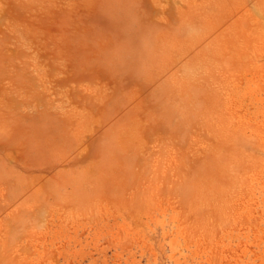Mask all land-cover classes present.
Listing matches in <instances>:
<instances>
[{
	"label": "rangeland",
	"instance_id": "rangeland-1",
	"mask_svg": "<svg viewBox=\"0 0 264 264\" xmlns=\"http://www.w3.org/2000/svg\"><path fill=\"white\" fill-rule=\"evenodd\" d=\"M0 264H264V0H0Z\"/></svg>",
	"mask_w": 264,
	"mask_h": 264
}]
</instances>
